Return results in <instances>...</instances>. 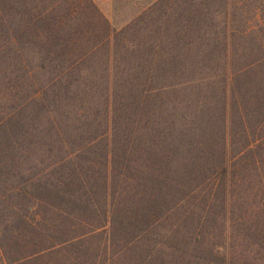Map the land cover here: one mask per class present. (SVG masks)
Returning <instances> with one entry per match:
<instances>
[{"label": "trees", "instance_id": "16d2710c", "mask_svg": "<svg viewBox=\"0 0 264 264\" xmlns=\"http://www.w3.org/2000/svg\"><path fill=\"white\" fill-rule=\"evenodd\" d=\"M147 13L118 30L92 0H0L4 264H155L158 238L173 264H264V36L220 12L203 41L215 80L183 127L164 114L177 66L157 62L173 51L121 46ZM185 19L212 34L214 17Z\"/></svg>", "mask_w": 264, "mask_h": 264}, {"label": "rangeland", "instance_id": "374dc122", "mask_svg": "<svg viewBox=\"0 0 264 264\" xmlns=\"http://www.w3.org/2000/svg\"><path fill=\"white\" fill-rule=\"evenodd\" d=\"M92 1L111 22L112 26L118 30L134 22L140 15L142 16V14L149 12L147 13V18L135 22L136 26L134 27L133 25L127 37L121 41V46H124L126 49L131 51L153 45L155 49L160 52L172 50L173 56L176 52H180L176 58L172 56L166 59V61L163 58L160 59L159 56L157 57L159 65H166L173 61L172 66H177V69L167 78V81L172 84L183 83L175 86L178 90L179 98H172L171 101L173 102H166L164 105L165 115L171 114L172 118L176 120L182 118L180 119L181 122H178V126H198V122H193L195 114L199 112L206 103L207 100L204 99V95L208 94L211 81L215 80L214 77H207L205 79L208 73L203 66V62L207 60L204 61L203 55L204 50L209 47H207L203 41L216 36V32L219 33L220 27L217 25V22L223 18L220 12L227 11L228 16L236 17L237 20L241 22V24L236 23L240 30L244 29L246 26H252L254 34L260 35L261 37L264 36V0H227V10H225V6H223L226 0H165L162 4L159 3L161 0ZM154 3L157 4L155 8H153V11H148ZM190 13L195 16L204 15L214 17L215 21L212 22L213 25L211 27L213 29L212 34L205 35V30L203 29L202 31L196 29L195 32L190 30L186 26L187 22L185 19ZM140 40H143V42L141 43ZM249 42L250 40L248 41V39H237L235 44L237 48H240V53L242 52L241 48L249 45ZM250 45L253 46L251 42ZM210 48H212V46ZM188 51L190 52L189 60L186 59L184 53ZM198 52L200 60L195 66H191V54L196 55ZM133 61L132 59H127L125 62L130 63ZM262 72L264 73V70ZM256 90L249 95L253 97ZM188 95L190 97V99H187L188 103L194 106V109L191 111H188L182 106L185 100L182 101V104H178L181 99L186 98V96L188 97ZM163 97H167V94L164 93ZM175 104H178L179 107L173 108ZM201 192L202 191H198L196 194L202 196ZM195 225L196 229L194 227ZM195 225L189 227L190 231H200L201 227L200 229L198 228L199 230L197 229V222ZM168 226L169 224L164 225L162 228L158 229V232L161 233L163 229L165 227L168 228ZM213 232H217V230L214 229ZM168 233L169 231L167 232V230L162 232V234L166 235H168ZM186 233H189L187 228ZM158 240L161 241L160 244H158V250H163L166 256L161 254L160 260L155 264H173L175 257L179 254L169 246L170 243L166 239L158 238ZM194 245L195 244L191 245L192 252H194ZM194 253L198 254L197 252ZM199 255L201 257V254H198V256ZM211 257L213 263L204 262L202 259H193L192 263L217 264L216 258L213 256ZM0 264L4 263L0 260Z\"/></svg>", "mask_w": 264, "mask_h": 264}]
</instances>
